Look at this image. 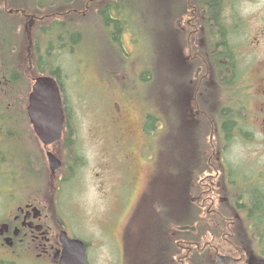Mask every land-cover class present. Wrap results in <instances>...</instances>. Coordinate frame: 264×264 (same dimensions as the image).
Here are the masks:
<instances>
[{
  "label": "flooded vegetation",
  "instance_id": "1",
  "mask_svg": "<svg viewBox=\"0 0 264 264\" xmlns=\"http://www.w3.org/2000/svg\"><path fill=\"white\" fill-rule=\"evenodd\" d=\"M70 2L98 17L116 5L0 0V264H264V0L157 1L159 113L162 125L172 113L176 152H160L140 171L135 153L123 150V188L135 194L120 223L103 234L94 224L88 239L60 214L75 176L60 155L69 139H41L44 98L34 105L44 114L31 116L34 88L50 78L69 118V40L54 43L53 29L56 17L67 29ZM128 109L113 121L131 142ZM196 126L206 146L195 144ZM50 154L64 169L53 172Z\"/></svg>",
  "mask_w": 264,
  "mask_h": 264
},
{
  "label": "rangeland",
  "instance_id": "2",
  "mask_svg": "<svg viewBox=\"0 0 264 264\" xmlns=\"http://www.w3.org/2000/svg\"><path fill=\"white\" fill-rule=\"evenodd\" d=\"M152 1L158 0H138V9L136 4V8L127 13L130 17L126 20L128 25L119 26L123 30V51L117 45H111L104 32H94L88 27L70 29L81 31L84 41L65 58V69L69 76L66 100L71 123L67 133L73 131L74 142L73 146L67 148L64 141L60 155L64 162L77 164L79 169L65 186L60 214L75 219L80 224L77 232L85 239L89 238V232L97 231L94 224L103 234L105 230L114 228L127 214L131 194L135 192L123 188L121 176L126 171L121 165L123 150L135 153L140 162V171H149L147 160L150 165L153 164L170 132L169 129L162 133V127L160 131L153 130L151 135L139 131L140 117L144 116L145 121L147 113L156 111L159 104L158 49L155 44L143 43V36L137 39L138 27L142 31L143 25L145 29H154L157 33L156 26L150 23L160 13L152 7ZM82 13L88 15L85 26L89 25L88 22L99 21L93 11ZM102 72L110 74L106 77ZM125 105L129 106L130 127L135 131L131 142L120 138L119 129L113 121L114 111ZM171 128V135L177 142V133ZM196 128L202 130V126ZM141 143L143 147L140 148ZM195 144L200 146L199 136ZM73 152L80 161L73 158L76 157ZM175 152L176 143L173 144L171 159ZM67 168L71 169L70 166ZM101 253L103 255L104 251ZM100 264H103V259Z\"/></svg>",
  "mask_w": 264,
  "mask_h": 264
},
{
  "label": "trees",
  "instance_id": "3",
  "mask_svg": "<svg viewBox=\"0 0 264 264\" xmlns=\"http://www.w3.org/2000/svg\"><path fill=\"white\" fill-rule=\"evenodd\" d=\"M70 1V0H69ZM140 2H138V0H125V2L123 0H119L116 2L115 5V10L109 14H102L99 17V21L97 22H92L90 23L89 28L93 29L94 32H99V33H103V35L107 36V39L109 41V43L111 45L113 44H117L118 46H120V42H121V36H122V29L119 28L120 25L124 24V25H128V21L127 18H130L129 16H127V13L130 12L131 10H133L135 7V5L137 4V9H138V5ZM152 7L154 8H158V2L156 1H152L151 2ZM71 11V9H69V12ZM71 14V12H70ZM76 16V14H73L72 16L70 15V17H68L69 19ZM85 18H88V15L86 16H79L77 17L74 22L69 24V29H76V28H81L84 29L85 28ZM151 25H153L154 27L157 25V17L155 19L154 22L150 23ZM98 29V30H97ZM84 34V33H83ZM53 35H56V32H53ZM137 35L138 38H141L143 36L144 40H154L152 41L150 44H157V33L154 29H145V26L143 25L142 27V31H139V27L137 30ZM67 36L69 37V46L70 49L73 50L75 49L77 46H81L83 44V36H82V32L81 31H68ZM148 41H146L145 43L148 44ZM155 46V45H154ZM157 48V47H156ZM121 51H123L122 48H120ZM150 76L152 77V74H150ZM149 121H150V127L149 130L152 131L155 129L156 126V120L154 117L150 116L149 117ZM185 135V132H184ZM183 135V136H184ZM199 135H197L198 137ZM200 139V136H199ZM73 146V144H69L68 147ZM167 151L168 153L171 154V152L173 151V147L171 149V145L167 146ZM74 155H76V157H73L74 159H79L77 154H75V152H73ZM68 165H71V163L66 162ZM75 165H73L71 168L74 169ZM166 215H168L169 212L172 211V206L170 205V207H166ZM166 217V216H165Z\"/></svg>",
  "mask_w": 264,
  "mask_h": 264
},
{
  "label": "water",
  "instance_id": "4",
  "mask_svg": "<svg viewBox=\"0 0 264 264\" xmlns=\"http://www.w3.org/2000/svg\"><path fill=\"white\" fill-rule=\"evenodd\" d=\"M40 98H44L46 100L44 104H46L47 108L49 126L45 127L37 124H35V126L37 131L40 133L42 140L47 143H55L62 138L65 114L58 86L53 80L48 78L38 80L34 88V93L31 96V108L33 109V114H31V116L44 114L43 108H40L39 110L34 109V105L38 104L37 101ZM50 158L52 159V169L55 173L62 167V162L55 155L50 154ZM76 243L78 242L76 241Z\"/></svg>",
  "mask_w": 264,
  "mask_h": 264
}]
</instances>
